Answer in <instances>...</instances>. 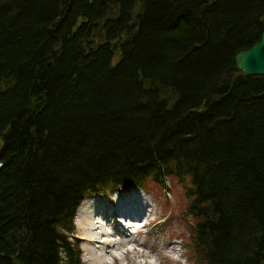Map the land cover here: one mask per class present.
<instances>
[{
  "label": "trees",
  "instance_id": "obj_1",
  "mask_svg": "<svg viewBox=\"0 0 264 264\" xmlns=\"http://www.w3.org/2000/svg\"><path fill=\"white\" fill-rule=\"evenodd\" d=\"M263 31L264 0H0V264H84L82 201L169 179L199 264H264Z\"/></svg>",
  "mask_w": 264,
  "mask_h": 264
},
{
  "label": "rangeland",
  "instance_id": "obj_2",
  "mask_svg": "<svg viewBox=\"0 0 264 264\" xmlns=\"http://www.w3.org/2000/svg\"><path fill=\"white\" fill-rule=\"evenodd\" d=\"M167 186L168 189L163 187L159 188V186L152 181H149L147 182L146 188L142 189L145 192L143 197H146L151 201L153 205V213L159 216V221L157 222V226H155L154 223L151 227L144 228V231L142 232L143 234L141 233L139 236V243L143 242L142 249L144 248L148 256L152 257L160 264H199L192 242L193 235L191 234V227L194 221L184 218V216H186L185 212L188 204V200L185 197V190L176 179H169ZM120 190H123V188ZM167 190H169V192ZM133 192L141 194V191L135 189L124 193H112L107 196L96 195L94 197H97L95 198L96 200L99 199L98 202H101L102 204L105 203L107 206H110L111 203L132 196L144 199L142 196L133 194ZM79 218L80 217L77 216L75 221V235L80 239V236H82V229L78 224ZM79 241L80 250L82 252V261L84 264H90V262L86 261L87 252L85 250V244L81 239ZM169 242L174 244L178 250L167 252L166 249ZM180 253L183 254L181 261L178 262L173 260L172 257L176 258ZM168 254L172 256H168ZM138 257L137 254H130L126 259L127 261H130L131 259L137 260ZM106 259L108 264H111L110 259L108 257ZM142 260L146 262L148 258H142ZM156 261L154 264H157ZM122 263L124 264V261H121V264Z\"/></svg>",
  "mask_w": 264,
  "mask_h": 264
},
{
  "label": "bare ground",
  "instance_id": "obj_3",
  "mask_svg": "<svg viewBox=\"0 0 264 264\" xmlns=\"http://www.w3.org/2000/svg\"><path fill=\"white\" fill-rule=\"evenodd\" d=\"M98 201L99 199L94 202L86 201L78 211V216L80 217L78 224L82 229L80 239L85 244V250L87 252L86 261L90 262V264H108L106 258L108 257L110 259L112 257L114 262L117 263L127 260L126 257L131 253L146 258L148 254L144 248L142 249L143 245H135L132 241L133 239L130 240L129 237L132 235L133 227H139V223L135 221L134 216L142 212H145L144 217L145 219L147 218V223L137 228L136 231L143 232L144 228L151 227L154 223L157 226L158 219L156 217L152 218L153 215L149 214L153 213V209L151 211L148 209L153 205L147 204L144 199L132 196L120 202L116 214L105 203L102 204ZM124 214L128 216L126 221L129 225L126 227H122L120 224V221H122L120 218ZM117 237L122 238V243L115 242V239H118ZM129 245H133L132 251L127 250V246ZM175 248L174 244L169 242L166 250L168 252L175 250ZM122 249H125L126 253ZM116 250H122V257L120 259L117 258L118 255L115 256ZM127 262V264L135 263L132 259ZM146 263L151 264L152 262L148 261ZM138 264L144 263L140 262Z\"/></svg>",
  "mask_w": 264,
  "mask_h": 264
},
{
  "label": "water",
  "instance_id": "obj_4",
  "mask_svg": "<svg viewBox=\"0 0 264 264\" xmlns=\"http://www.w3.org/2000/svg\"><path fill=\"white\" fill-rule=\"evenodd\" d=\"M238 69L245 75H264V31L261 40L249 50L240 51L235 56ZM2 163H0V166Z\"/></svg>",
  "mask_w": 264,
  "mask_h": 264
}]
</instances>
